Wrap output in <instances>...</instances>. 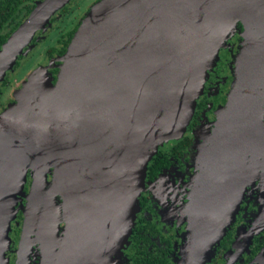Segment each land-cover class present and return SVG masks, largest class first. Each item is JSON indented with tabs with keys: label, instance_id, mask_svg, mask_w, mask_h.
<instances>
[{
	"label": "water",
	"instance_id": "95a60500",
	"mask_svg": "<svg viewBox=\"0 0 264 264\" xmlns=\"http://www.w3.org/2000/svg\"><path fill=\"white\" fill-rule=\"evenodd\" d=\"M69 1L48 0L9 36L0 49V83ZM238 27L231 88L188 203V261L210 260L237 197L250 182L264 185V0L95 3L59 64L33 72L0 112V264L9 263L19 210L14 264L120 261L148 162L182 138Z\"/></svg>",
	"mask_w": 264,
	"mask_h": 264
},
{
	"label": "flooded vegetation",
	"instance_id": "af4514ba",
	"mask_svg": "<svg viewBox=\"0 0 264 264\" xmlns=\"http://www.w3.org/2000/svg\"><path fill=\"white\" fill-rule=\"evenodd\" d=\"M47 1L0 0V24H2L0 36L7 35L4 43L38 6ZM77 1L70 0L50 16L48 23L33 35L30 42L31 50L26 55L19 56L12 70L6 73L3 82L0 83V112L14 101L13 97L6 102L3 101L12 75L25 71L28 57L40 45L46 34L54 28L56 22L70 13V9L76 6ZM87 1H93V6L100 0ZM6 15L9 17L6 18ZM80 23L61 33L55 44L46 50L47 59L52 61L55 59L53 64H59L56 60L60 57L58 50L63 46L62 42L67 40V33L76 31ZM239 37V31H236L227 41V47L220 51L219 59L209 71L192 119L182 138L178 142L160 146L148 162L144 188L140 194L138 211L128 244L122 250L121 260L116 257L115 263L112 264H197L196 260L188 261L191 247L188 203L196 177L202 169L203 153L198 154L199 145L203 144V147L208 145V139L213 133L216 113L225 105L231 88L233 59L238 49ZM53 70L51 68L49 72L55 81L58 69L55 73ZM205 125L206 128L201 131L202 138L197 139L198 135L195 133L199 134L200 129ZM153 158H158L159 166L147 171L149 163H154ZM30 184L31 180L28 181L25 195L29 191ZM236 200L238 208L234 220L214 247L210 260L200 264H264V258L262 260L261 257L264 255V185L260 180L250 182ZM25 203L24 198L22 204ZM23 219V210H19L11 223L9 234L11 239L14 237V250L20 237ZM14 227L18 228V237L14 235ZM11 253L9 259L14 262L15 255ZM39 259L40 254L36 263Z\"/></svg>",
	"mask_w": 264,
	"mask_h": 264
},
{
	"label": "rangeland",
	"instance_id": "374dc122",
	"mask_svg": "<svg viewBox=\"0 0 264 264\" xmlns=\"http://www.w3.org/2000/svg\"><path fill=\"white\" fill-rule=\"evenodd\" d=\"M93 1L88 2L87 0H78L76 6L70 9V13L61 18L56 22L54 28L49 31L48 34L44 37L40 45L34 50V52L27 59V68L24 72L20 74H13L11 78V83L7 88V92L3 97V101L6 102L7 99L14 98L15 92L22 86V83L35 71L41 69L42 67H47L50 64L51 60L47 59L46 50L55 44L57 38L61 33L67 32L68 30L77 26L84 16L87 14L89 9L92 6ZM218 61V60H217ZM216 61V62H217ZM203 128H206V125L200 129L197 139L202 138L201 131ZM205 147L203 144L199 145L198 154L203 153ZM188 213V212H187ZM137 214V213H136ZM136 218V217H135ZM11 254H14L13 252Z\"/></svg>",
	"mask_w": 264,
	"mask_h": 264
},
{
	"label": "trees",
	"instance_id": "16d2710c",
	"mask_svg": "<svg viewBox=\"0 0 264 264\" xmlns=\"http://www.w3.org/2000/svg\"><path fill=\"white\" fill-rule=\"evenodd\" d=\"M2 12V11H1ZM4 12V11H3ZM9 16H7L6 15V18H8ZM1 28H2V24H0V31H1ZM238 31H241V27H238ZM75 32V31H74ZM74 32H69V33H67V40H65V41H63L62 43H63V46L58 50L59 52H58V54L60 55V57L65 53V51H66V47H67V45L69 44V42H70V40H71V38H72V36H73V34H74ZM6 36L7 35H5V36H0V49H1V46H2V44L4 43V41H5V39H6ZM239 41H240V37H239ZM52 51H54V49H52ZM54 70H53V72L55 73L56 71H57V67L56 68H53ZM55 81H54V77H53V83H54ZM175 142H178V141H175ZM182 143V142H181ZM181 143H179V144H181ZM153 157V156H152ZM151 157V158H152ZM153 160H154V163L152 164H150L149 163V165H148V168H147V171H152L153 169H154V167H158L159 166V163H160V161L158 160V158L156 159V158H153ZM154 165V166H153ZM153 166V167H152ZM28 181H30V178L28 177V180H27V183H26V185H25V189H24V191H27V187H28ZM17 227H18V225H17ZM17 229V230H16ZM13 231H14V235L15 236H17L18 237V228H13ZM13 239H14V237H13ZM12 239V240H13ZM14 240H13V242H12V245H11V248L10 249H13L14 248ZM14 250V249H13ZM8 264H14V262H12L10 259H9V263Z\"/></svg>",
	"mask_w": 264,
	"mask_h": 264
},
{
	"label": "bare ground",
	"instance_id": "6f19581e",
	"mask_svg": "<svg viewBox=\"0 0 264 264\" xmlns=\"http://www.w3.org/2000/svg\"><path fill=\"white\" fill-rule=\"evenodd\" d=\"M42 17H44V15H43V12L40 14V16H39V19H41ZM47 256V255H46ZM262 257V260H263V258H264V255L263 256H261ZM259 261H260V258H259Z\"/></svg>",
	"mask_w": 264,
	"mask_h": 264
}]
</instances>
